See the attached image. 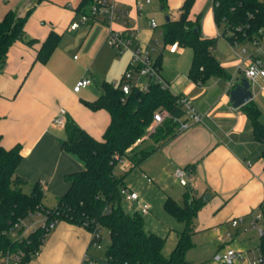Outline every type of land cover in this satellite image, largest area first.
<instances>
[{
  "label": "crops",
  "instance_id": "crops-1",
  "mask_svg": "<svg viewBox=\"0 0 264 264\" xmlns=\"http://www.w3.org/2000/svg\"><path fill=\"white\" fill-rule=\"evenodd\" d=\"M83 1L0 0V20L10 11L24 17L33 10L25 30L30 38L39 41L35 46L16 42L0 72V144L6 149L22 146L23 160L17 168V175L27 180L23 191L30 194L38 185L44 192L45 206L57 207L71 187L68 176L83 171L84 165L63 150L66 132L64 127L55 125V119L64 113L66 120L75 121L95 139L102 140L111 117L105 110H91L86 103L97 100L103 91L94 90L93 82L79 93L74 88L82 79L93 81L92 78L97 82L102 80V85L106 82L116 85L131 64L134 52L147 50L169 89L186 98L202 122L179 131L146 161L152 159L157 163L160 179L174 177L177 168L192 166L194 176L188 187L183 186L184 193L190 188L192 196L203 197L206 202L195 221V231L213 229L219 234L221 243L229 248L230 243L247 239L251 243L240 250L251 258L259 257L261 239L257 231L245 232V224L235 228L232 222L242 217L248 221L250 214L264 201V143L255 140L243 107L233 108L230 100V83L244 77L239 71L247 67L251 57L259 56V47L249 42L253 45L251 51L248 48L241 50L247 42L236 45L230 40L231 32L221 35L212 0V8L200 20L201 34L204 38H218L213 54L231 77H212L203 85L195 84L188 77L193 50L177 44L162 45L152 34L160 29V26L153 29L150 25L159 16L153 0L150 4L146 0H109L128 13L126 20L109 23L100 17L77 31H71V24L81 17L79 9ZM184 2L161 0V11L168 10V18L176 20ZM138 3L144 5L141 13ZM83 9L88 12L90 6ZM195 12L192 9L190 13L192 21L197 18ZM111 29L134 35L129 50L119 53L108 45ZM52 31L61 35V42L50 60L43 64L37 60L38 51ZM221 38L231 49L221 42ZM258 42L264 53V38ZM244 49L246 53H243ZM75 52H79L80 57L74 55ZM252 102L260 108L264 124V78L257 80ZM133 167L134 164L127 160L126 170L121 168L120 173ZM144 178H148L145 173ZM126 185L130 191L139 194L128 186L127 180ZM134 204L137 207V203ZM38 218L43 222L42 217ZM228 233L232 234V239L227 237ZM90 243L88 230L59 222L47 237L40 254L29 264H82Z\"/></svg>",
  "mask_w": 264,
  "mask_h": 264
},
{
  "label": "trees",
  "instance_id": "trees-1",
  "mask_svg": "<svg viewBox=\"0 0 264 264\" xmlns=\"http://www.w3.org/2000/svg\"><path fill=\"white\" fill-rule=\"evenodd\" d=\"M195 1L185 0L178 19L165 24L164 42L193 50L188 77L195 84L203 85L212 77L230 79L231 76L213 54L218 38H204L200 17L194 22L189 18ZM92 5L93 0H84L79 9L81 15L89 12L84 7L90 6L91 9ZM32 11L24 17L10 11L0 20V72L5 68L9 51L16 42L28 46L39 43L25 30ZM214 18L219 27H224V35L228 32L233 34L230 38L233 43L264 38V1L214 0ZM60 42L61 35L52 31L42 43L37 60L46 64ZM148 84L147 92L134 89L124 97L120 86L106 82L102 85V95L86 103L91 110H105L111 117L102 140L95 139L75 121H66L63 150L78 158L84 170L68 176L71 187L53 209L45 206V195L38 185L30 194L23 191L27 180L17 175V168L23 160L22 146L6 149L0 144V264H5L6 259L14 263L17 258V264H29L40 254L51 231L41 225L23 236L26 221L37 217H42L46 224L67 222L90 233L99 230L104 234L107 231L110 245L105 258L92 255L105 264H190L187 254L195 247L192 239L196 232L194 222L206 205L203 197L192 196L190 188H187L182 206L171 198L166 201L165 209L187 224V228L179 233L178 243L170 257L163 253L166 240L148 233L142 215L138 212L132 215L123 206L124 195L129 190L126 180L130 172L174 139L179 134L180 121H187L180 102L182 96L164 89L153 79ZM163 110L169 112L170 117L151 131L155 115ZM243 110L250 120L255 140L264 143L260 108L251 101ZM118 157L129 160L134 167L128 173H118ZM186 168L194 171L192 166ZM12 233H18L19 237L13 239ZM260 253L264 257V236Z\"/></svg>",
  "mask_w": 264,
  "mask_h": 264
},
{
  "label": "built area",
  "instance_id": "built-area-1",
  "mask_svg": "<svg viewBox=\"0 0 264 264\" xmlns=\"http://www.w3.org/2000/svg\"><path fill=\"white\" fill-rule=\"evenodd\" d=\"M146 3L150 4L151 0H146ZM137 7L140 13L144 9V5L142 3H138ZM100 17H104L108 20L109 23H114L118 20H126L128 18V13L120 9L114 1L111 2L109 0H93V5L91 6L90 11L87 14L81 15L79 21L73 22L70 26V29L71 31H77L82 26H86L92 22L97 21ZM150 25L153 29H157L159 27L156 20H152ZM133 36V34H127L111 29L110 35L108 37V45L116 49L119 53H123L124 51L129 50L132 46ZM253 43L255 46L259 47V56L251 57L249 63L247 64V67L245 69L241 68L239 72H241L244 77L250 81L252 86L255 87L257 84V80L259 78H264V53L261 51V47L258 41L255 40L253 41ZM235 44L237 45V42ZM243 53H246V49L243 50ZM137 78H145L147 81L153 79L160 83L164 89H169V86L163 81L160 76L159 68L151 61L150 52L147 50L140 51L139 49H137L134 52L133 59L127 72L124 74L122 80L116 84L123 90L124 97L129 96L134 89L144 92H147L149 90L148 82L145 85H140L139 79ZM91 84V80L82 79L75 86L74 91L76 93H79L81 92V90L91 86ZM233 86L234 82H231L230 89L233 88ZM180 102L186 112V119L188 118L187 121H180L179 131L183 132L188 130L192 126V124L201 123L202 118L195 113L190 105V102L186 98L182 97L180 99ZM169 117L170 113L166 110H163L155 115L153 125H159ZM66 121L67 120L65 114L63 113L55 119L54 123L59 127H64ZM152 129L153 126L151 127V130ZM138 143H141V141H139ZM117 160L119 161L121 168L123 170H126L127 159H121L118 157ZM175 176L182 186L188 187L190 180L194 176V171L192 168H177L175 171ZM124 196L128 201L137 203L138 213L144 215L150 213L149 205L143 203L140 204V196L138 193L128 190ZM57 224V221H53L50 224H46L44 221L42 222V225L50 231L54 230ZM244 224L245 232L253 229L257 231L260 239L264 236V201L257 210L250 214V218L248 221L244 217H242L235 219L232 222V226L235 228ZM25 227L27 229V226ZM26 233L27 231L25 230L23 236H27L29 234L27 233L26 235ZM227 237L229 239H232L233 236L231 233H228ZM103 239L104 234L101 231L95 230L91 233V243L89 246V250L86 253L82 264H105L92 256L94 255L92 254V250L102 249ZM219 259L224 264H264V257H262L261 255L256 258H251L247 252L234 250L232 248H228L224 255L220 256ZM18 260L19 258L15 260L16 262L12 263L11 261H9V259H6L4 260V262L5 264H17Z\"/></svg>",
  "mask_w": 264,
  "mask_h": 264
},
{
  "label": "rangeland",
  "instance_id": "rangeland-1",
  "mask_svg": "<svg viewBox=\"0 0 264 264\" xmlns=\"http://www.w3.org/2000/svg\"><path fill=\"white\" fill-rule=\"evenodd\" d=\"M153 1H154V8L156 9V15H159L156 16L155 20L158 26H160V29L156 32H153L152 34L154 35L155 39L160 40L162 45H165L164 38L161 37L160 33L166 24L168 18V15H166V13H168L167 12L168 10L165 12L161 11L162 8L161 0H153ZM210 8H212V0H196L192 7V9L196 11L195 14L197 15V18L200 17V20L204 18L206 11L210 10ZM223 32H224V27H221V35L223 34ZM217 37H219V35ZM220 40L221 42L226 44L227 48L229 47L231 49L230 45L227 46L226 40H223L222 38ZM243 48H248L251 51L253 45L247 42L244 44V46H242L241 50ZM74 55H78V57H80L79 52H75ZM127 70L125 71V73L127 72ZM92 79H93V81L91 80L93 82L92 88L96 91L101 92L103 81L101 80L100 82H97L95 78ZM137 79H139L140 85H145L147 83V80L145 78L144 80L140 78ZM121 80L122 78H120L117 83H119ZM152 126L153 129L151 131H155L156 128L158 127V125H152ZM151 160H148L145 163H143V167L140 166L134 169L133 171H131L127 177V184L132 189L139 192L144 204L150 206L151 208L150 213L145 215L141 214L144 221L145 230L148 233L156 234L166 240L163 253L165 256L170 257L174 248L178 243L179 233L183 232L187 228V224L185 222L179 221L177 218L171 215L165 209V203L169 198H171L182 206L184 203L181 199L183 198L182 195L184 193L185 188L180 185L177 178H175L176 176L172 178L168 177L165 179L158 178L159 168L157 167V163H154L155 161H151ZM119 168L120 169L117 168L118 173H120L122 170L121 166ZM122 173L125 174V172ZM144 173L147 175L148 177L147 179L144 178ZM26 192L29 193L27 189ZM134 205L135 204L132 203L131 201H128L127 198L124 199L123 206L126 209V211L132 215L138 212V207ZM39 219L40 218L37 217L26 221L27 233H30L38 229L42 225V222H40ZM194 226H195V222H194ZM194 228L196 229V227ZM11 236L13 239H16L19 237V234L12 233ZM192 239L195 247L187 254V261L190 264H224L219 259V257L224 255V253L229 247L224 246L221 243L219 234L217 232H215L213 229L205 232L196 231ZM257 242L258 239L254 240L253 244L256 245L255 243ZM249 243H251V241L247 239L246 241H243L242 239L230 244L232 249L243 251L240 249L245 248V246L248 245ZM102 244H103L102 249L92 250V254H94L96 257L104 259L107 249L110 245V236L107 233V231L104 232V239Z\"/></svg>",
  "mask_w": 264,
  "mask_h": 264
},
{
  "label": "water",
  "instance_id": "water-1",
  "mask_svg": "<svg viewBox=\"0 0 264 264\" xmlns=\"http://www.w3.org/2000/svg\"><path fill=\"white\" fill-rule=\"evenodd\" d=\"M170 21V18L167 19ZM138 95V94H137ZM254 98V87L245 77L235 80L234 86L230 91V100L233 108L239 109L250 103Z\"/></svg>",
  "mask_w": 264,
  "mask_h": 264
}]
</instances>
